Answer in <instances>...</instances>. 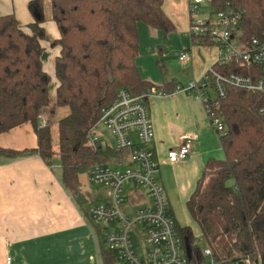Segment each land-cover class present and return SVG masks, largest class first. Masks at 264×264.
Here are the masks:
<instances>
[{
    "label": "trees",
    "instance_id": "1",
    "mask_svg": "<svg viewBox=\"0 0 264 264\" xmlns=\"http://www.w3.org/2000/svg\"><path fill=\"white\" fill-rule=\"evenodd\" d=\"M212 4L240 13L244 41L262 35L264 0ZM163 6L164 0H50L51 17L60 33L55 40L60 46L54 59L55 105L70 111L58 122V152L53 149L51 124L42 125L39 118L51 106L49 77L42 63L41 41L47 38L43 0L30 2L36 16L27 25L31 33L13 13L0 14V134L30 122L37 136L34 149L0 146V154L36 152L46 164H59L64 184L79 204L87 200L83 173L98 164H129L131 148L93 145L89 130L121 87L136 96L150 90L175 92L174 81L156 85L144 79L136 62L138 23L166 35L175 29ZM214 67L222 73L248 72L234 62ZM213 101L227 126L220 137L225 156L208 159L186 207L209 242L228 236L230 243L226 250L211 249L212 254L205 256L194 247L190 226L177 224V231L184 250L191 247L188 264H264V118L258 112L264 95L228 85L226 96ZM207 257L211 260L205 263ZM102 258L104 264H119L109 249L102 251Z\"/></svg>",
    "mask_w": 264,
    "mask_h": 264
},
{
    "label": "crops",
    "instance_id": "2",
    "mask_svg": "<svg viewBox=\"0 0 264 264\" xmlns=\"http://www.w3.org/2000/svg\"><path fill=\"white\" fill-rule=\"evenodd\" d=\"M31 1L33 0H0V14L13 13L26 32L31 33L27 25L36 18L30 10ZM163 8L175 24V29L178 28L179 34H188L189 0H164ZM42 25L47 37L51 34L56 39L59 38L60 33L54 21H44ZM138 32L139 49L143 34L150 39L147 42L150 51L155 56L162 53L161 46L157 47L161 30L140 22ZM183 38L185 41V37ZM45 43L46 39L41 41L44 47L43 68L44 53H47ZM188 44L186 40L185 45ZM184 51L190 53V57L183 61L187 62L185 71L188 72L189 82L184 84L171 80L176 88L186 87L190 82L200 79L220 55L216 46L193 44L192 39L189 47L184 48L180 54ZM59 53V45L51 48L47 54L48 65ZM136 62L144 79L156 82V85L169 82L165 78L160 80L144 74L141 70L143 61L139 62L137 57ZM57 85L56 78L54 95ZM190 94L192 93L176 90L166 96L152 95L147 99L154 138L150 142L151 146L144 148L153 152L158 169L157 177L168 196L170 214L176 224L178 221L175 212L179 208L181 210V205H186L202 175L205 163L210 158L218 157L223 151L204 104ZM59 111L63 112L51 105L42 110V113L51 124L49 115L53 117ZM130 134L137 146L142 147L136 132L132 131ZM186 137L192 139L191 156L175 164L167 163L169 149L177 147ZM0 146L17 151L36 148L37 136L32 124L27 122L0 134ZM163 165L168 167L163 170ZM186 223L189 225L194 222L189 219ZM104 230L106 227L94 222L90 211L79 204L67 189L59 164H46L36 152L14 157L0 154V264H104Z\"/></svg>",
    "mask_w": 264,
    "mask_h": 264
},
{
    "label": "built area",
    "instance_id": "3",
    "mask_svg": "<svg viewBox=\"0 0 264 264\" xmlns=\"http://www.w3.org/2000/svg\"><path fill=\"white\" fill-rule=\"evenodd\" d=\"M212 1L189 0V34L193 44L216 46L220 55L214 64L224 67L234 62L248 72L231 70L222 73L213 64L200 79L176 90L193 93L202 101L211 127L220 140L227 126L213 100L225 97L228 85L264 95V30L261 36L244 41L240 13L231 7L219 9L213 6ZM200 7H209L211 11L200 17ZM188 57V51L179 55L181 61ZM168 94L171 93L150 90L136 96L121 87L115 99L103 107L98 122L89 130L93 145L131 148L129 164H98L88 171L89 180L104 186L107 196L106 201L90 209V215L95 222L106 227V242L119 264H188L189 258L182 246L177 224L170 214L168 196L157 177L153 152L137 146L130 134L135 131L142 144L153 140L154 129L147 99L152 95ZM258 112L264 118V104ZM39 118L42 125L48 124L43 113ZM100 126L111 132L115 143L101 136ZM191 153L192 139L186 137L177 147L169 149L166 162L175 164L184 161ZM138 233L142 236L139 237ZM134 234L137 235L138 245L134 243ZM211 254V250L206 249L203 255Z\"/></svg>",
    "mask_w": 264,
    "mask_h": 264
},
{
    "label": "rangeland",
    "instance_id": "4",
    "mask_svg": "<svg viewBox=\"0 0 264 264\" xmlns=\"http://www.w3.org/2000/svg\"><path fill=\"white\" fill-rule=\"evenodd\" d=\"M208 1V0H207ZM206 6V5H205ZM204 10V11H202ZM211 9L209 7L201 8L199 9V16L204 17L206 16ZM43 13H44V21L52 20L51 17V8H50V0H43ZM188 13H189V8H188ZM43 21V22H44ZM177 30V31H176ZM180 32L178 31V28L176 27L175 31L173 33H168L167 35L162 31L160 34V42L158 43L157 47L159 48L161 46L162 48V53H157L158 56H155L149 49V45L147 44L150 39H148L145 35L142 34L143 40L141 41V47L139 49V62L141 60L143 61V64H141V70L143 71L144 74H149L153 76L154 78H159L160 80H163V78L166 79V81H171V80H176L178 82H184V84H187L189 81L188 80V72L185 71L186 69V61L183 62L179 60V55L180 52L184 49L189 47L190 45V39L191 35L188 34H179ZM139 35V46H140V34ZM188 40V45H185V41ZM55 37H53L51 34H48V37L46 38V45L45 49L47 53L45 52V65L44 68L48 74L49 77V88H50V99H51V105H55V86H56V78L54 74V57L51 59V62H49L48 65V52H50L51 48H54V46H57L55 44ZM155 41V40H154ZM156 48V49H158ZM54 51V50H53ZM187 72V73H186ZM155 82V81H154ZM156 83V82H155ZM190 84V83H189ZM189 84L187 86H189ZM186 86V87H187ZM211 92V91H210ZM192 97H194V94H190ZM201 102V101H200ZM202 103V102H201ZM58 109H61L63 112H58L56 115L50 117V122H51V130H52V138H53V149L55 152L59 151L58 147V122L60 119L64 118L69 114V108L68 107H58ZM99 133L101 134L102 137H106L109 139L111 143H115V138L111 134V132L100 126L99 127ZM215 133V132H214ZM216 135V134H215ZM217 137V136H216ZM151 146L150 143L142 144V147H147L149 148ZM224 151L218 155L216 158H224ZM168 166L163 165L161 166V169H166ZM89 171V170H88ZM88 171L83 173L80 178L82 182V189L85 191L87 194V200L83 203L84 208L87 211H90V209L101 202L106 201V188L102 185L95 184L89 180L88 177ZM176 219L178 221V224L180 227H185V226H190L192 228L193 234L195 236V242H194V247L197 249L198 252L204 254V251L206 249H216L218 252L222 250H226L227 247L226 245L230 243V239L228 236H221L219 237L215 242L211 243L207 240V238L203 235V232L199 228V226L196 224L194 219L191 217L189 214L186 205L184 204L183 206L181 205V210L177 209V212H175ZM192 220L194 223L187 225V220ZM95 222V221H94ZM194 226V228H193ZM139 227V226H138ZM140 228V227H139ZM106 231L104 230V239H105V244H106V249H109L108 244L106 242ZM138 236L141 237L142 234L138 233ZM134 238V243L136 245L139 244V241L136 240L137 235H133ZM224 244L223 246H221ZM210 256V255H209ZM211 258L207 257L205 258V263L210 261Z\"/></svg>",
    "mask_w": 264,
    "mask_h": 264
},
{
    "label": "water",
    "instance_id": "5",
    "mask_svg": "<svg viewBox=\"0 0 264 264\" xmlns=\"http://www.w3.org/2000/svg\"><path fill=\"white\" fill-rule=\"evenodd\" d=\"M186 253H187L188 258L192 257V251L189 245H186Z\"/></svg>",
    "mask_w": 264,
    "mask_h": 264
}]
</instances>
